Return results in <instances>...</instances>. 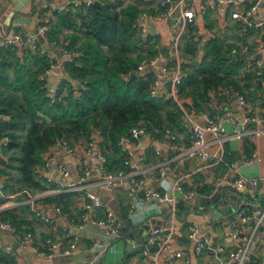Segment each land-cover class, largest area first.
Returning a JSON list of instances; mask_svg holds the SVG:
<instances>
[{"label":"built area","instance_id":"2783aa9c","mask_svg":"<svg viewBox=\"0 0 264 264\" xmlns=\"http://www.w3.org/2000/svg\"><path fill=\"white\" fill-rule=\"evenodd\" d=\"M95 1L99 0H62L61 4L54 7V13H61L74 9L79 6H91ZM100 2V1H99ZM245 0H208L204 1L197 8H193L185 4V0H159L160 9L155 12L141 11L138 20L135 22L136 34L141 43H148L151 38V31L147 28V19L157 20L164 17H171L173 22L170 30L169 51L170 56L160 60L157 56L149 59L141 60L134 69L135 74L141 76L144 80L148 79V74L154 76L150 85V95L157 97L162 91L161 85L167 81H171L177 88V84L182 80L184 72L181 68L179 56V44L185 28L195 23L196 16H200L208 9L221 7L229 12L231 18L237 19L243 23L246 28H254L259 30L260 40L254 47L260 56L253 62L254 69L261 73L264 68V0H252L248 7H244ZM46 6V5H45ZM261 10L260 17H253L257 9ZM51 23L49 21L37 25L35 33H25L17 31L13 28L1 29L0 48L11 47L19 53L29 50H43L40 43V36L46 37ZM63 53L58 59L55 67L62 69L64 62L72 60L74 53L61 47ZM230 54L244 55L249 52V47H232ZM53 66V65H52ZM54 67V66H53ZM48 72V71H47ZM46 72V73H47ZM171 72L169 78L167 74ZM53 85L56 86L60 80ZM84 88V86H83ZM233 94L236 101V107H231L229 102L230 95ZM218 101L220 108L214 103ZM254 103L241 92L230 91H212L206 109L200 111V123L195 121L188 114L184 115L186 121V129L191 136L189 143L182 147H175L173 143L176 140V134L168 127H153L147 129L142 122L130 127L126 133L119 136L118 145L121 151L126 154L127 159L124 161V167L117 171L107 170L105 163L106 158L99 145L100 135L94 132L88 141L84 142L82 150L75 147L67 139L58 140L43 156V163L37 168V176L44 180L45 185L51 187L41 191L31 192L24 190L26 197L20 202L28 206V209L43 223H51L52 219L43 214L38 203H43L46 196L51 193H83L85 201L83 208L85 212L80 215H70L61 209L59 204H54L53 208L68 223L75 226V230H81L85 226L88 215L95 209H102L103 215L92 222L101 229L105 239L93 244L88 252L90 253L87 261L81 264H99L102 253L111 246V241L119 237V224L116 222L113 209L106 205L102 197L94 189H102L111 192L126 184L128 189L135 195V200L131 204L127 217L131 220L140 219L138 213V203H145L144 200L154 199V206L157 213L162 212V205L169 204V211L172 216L177 215L179 196L183 199H190L199 194L197 188H185L191 174H181L169 185L166 182V163L159 160L154 164H144L138 159H134V153L141 146L140 139L148 137L149 139H158L156 136H165L171 142V148L177 151L172 157L175 159L196 158L204 164L220 165L223 170L215 176L216 185L213 187L210 195L225 192L217 201L218 207L224 206L225 200L233 198L235 200V208L227 217L226 226L228 234L232 241V247L227 257H222L223 248L213 246L210 237L202 232L201 224L198 219L187 218L184 220L188 229V234L192 242V251L200 254L204 251H210L217 260L216 264H251L253 261L252 248L255 242L264 238V202L258 211H253L247 204L240 202L235 197V191L238 188L256 187L258 184L264 185V171L257 176L240 175L235 164L225 158L226 143L231 139L250 138L255 139L264 136V115L255 112ZM218 108V110H217ZM8 119V115H0ZM225 121L229 122L231 127L225 125ZM160 136V137H161ZM9 143L8 137L0 139V147H5ZM154 155H160V149L154 145H148ZM55 150H60L70 157L76 164L75 173L72 176L71 169L64 163H58ZM94 155L98 165L96 167L97 177L92 180L93 169L90 166L88 157ZM251 158L245 159V163L251 162ZM55 166L56 176L51 177L48 174L51 166ZM156 171L159 180V188L152 187L147 178L148 174ZM0 194H2L0 186ZM235 197V198H234ZM264 201V193H263ZM149 208V207H147ZM8 208L0 206V229L10 233L15 239V243L19 249H31L37 256L42 258H52L56 254L70 256L76 249L78 234L73 233L71 240L66 246L51 237L44 240V248L31 245V233L29 231H20L16 225L4 214ZM223 219V220H224ZM174 225L164 228H153L151 233L144 242L129 241L127 250L134 251L141 249L145 254L150 255L154 250V254L162 251H169L173 240ZM5 252L13 253L11 248H6ZM181 251H171L168 253L167 259H178L182 257ZM264 264V263H262Z\"/></svg>","mask_w":264,"mask_h":264},{"label":"trees","instance_id":"16d2710c","mask_svg":"<svg viewBox=\"0 0 264 264\" xmlns=\"http://www.w3.org/2000/svg\"><path fill=\"white\" fill-rule=\"evenodd\" d=\"M99 1V6H79L58 13L50 25L46 43L53 48L60 45L75 54L72 60L64 62L65 76L56 86L46 79V72L52 68L50 50L42 47L34 53H19L11 47L0 48V115L9 116H0V139L9 138L3 149L12 150L10 160H17V165L11 168L17 176L9 174L6 168L0 173L7 174L6 182L16 177V191L46 188L36 174L37 168L43 163L44 154L62 138L70 143L86 142L98 132L105 166L109 171H117L127 159L118 139L130 127L142 122L149 130L183 128V111L176 101L163 93L157 97L150 95L152 73L144 80L134 72L141 60L156 55L152 47L142 52L147 43H141L136 34L134 24L143 10L132 4H118L117 8L114 2L121 0ZM184 48L195 52L190 41L185 42ZM227 49L218 40H212L205 46L200 61L190 69L181 66L184 75L177 84V97L190 96L191 106L201 111L212 91L245 94L264 68L258 73L252 62L231 55ZM6 182L1 187L3 193L9 188ZM64 196L48 195L44 200L55 201L67 211ZM5 198L0 195V205ZM4 215L18 228L20 222L12 213L6 211Z\"/></svg>","mask_w":264,"mask_h":264},{"label":"crops","instance_id":"0c3cea01","mask_svg":"<svg viewBox=\"0 0 264 264\" xmlns=\"http://www.w3.org/2000/svg\"><path fill=\"white\" fill-rule=\"evenodd\" d=\"M204 1L208 0H185V4L198 8ZM61 2L62 0H0V34L5 28H13L25 33H35L38 24L46 21L53 24L57 19L54 7L60 5ZM251 2L252 0H245L244 7H248ZM114 4L117 8L119 5L132 4L139 10L142 9L147 12H155L160 9L159 0H121L120 3L115 1ZM260 16L261 10L258 8L253 17ZM145 21L152 35L150 41L143 45L142 52H145L148 47H152L160 60L169 57L170 51L168 45L170 42L171 24L173 22L172 18L164 17L157 20L147 19ZM64 32H67V30L64 29ZM259 33L257 29L244 27L241 21L231 18L229 12H226L221 7L208 9L200 16H196L195 23L187 26L182 34L179 44L181 66L188 68L190 63L200 61L205 46L215 39L221 44H225L224 47L228 48V53H230L229 51L232 47H249L247 54L235 56L243 57L247 62H253L260 56L254 51V47L260 40ZM186 41L192 42L193 46H195V52L190 53V51H185L184 44ZM54 48L59 49L61 47L59 45ZM48 56L52 60L54 57L52 50L49 51ZM261 57L264 58V53H262ZM63 76L65 74L62 69L52 66L47 72L46 79L50 85H54ZM171 76L172 74L169 72L167 77L170 78ZM251 83L249 90L244 91V93L254 103L255 112L264 115V71H262L260 77L253 79ZM160 89H162L165 95L172 97L183 111V128L181 130H174L176 140L173 142L175 147H182L191 140V136L186 129L187 120L185 117L188 114L200 123V111L195 110L191 106L192 98L190 96L177 97V88L171 81L162 84ZM226 92L228 91L224 90V93ZM229 102L231 107H236L237 104L233 94L230 95ZM214 103L220 108L218 101L214 100ZM206 108L204 106V110ZM224 123L228 128L231 127L229 122L225 121ZM150 142L160 149L159 156L154 155L149 149L148 145ZM140 143L141 146L134 153V159H138L144 164H154L159 160H163L166 163V182L169 185L179 175L191 174L185 188H197L199 194L190 199H183L179 196L177 215L175 216L170 214L168 203H164L162 205V212L157 213L155 209L152 210V207H155L153 205L154 199L144 200L145 203H138L140 219L135 221L127 217V212L135 200V195L131 193L126 184L111 192L94 189L102 197L106 205L113 209L116 222L119 224V237L114 238L111 241V246L102 253L99 264H216L217 260L210 251H204L200 254H195L192 251V242L184 222L185 219L191 217L198 219L202 232L210 237L213 246L223 248L221 255L226 258L232 247V241L230 240L226 220L224 219L225 214H221L218 217L214 215L213 210L218 212L222 207L217 208V202L206 204L209 191L211 192L216 185L215 176L221 173L223 167L220 165L208 166L196 158L173 160L172 157H174L177 150L171 148V142L165 136L152 140L148 137H142ZM72 144L80 150L84 147V142L81 140L72 141ZM225 147V158L235 164L240 175L257 176L264 171V136L255 139L246 137L243 139H231L226 143ZM11 152L12 150H7L4 153V149L0 147V170L6 168L10 171L11 166H14L12 161L15 160H10L9 156ZM55 155L58 163L68 165L72 176L76 175V164L70 157L60 152V150H55ZM248 158L252 159L251 162L245 163V159ZM88 161L93 169L91 179L94 180L97 177L96 167L98 162L94 155H90ZM3 162L8 163V167ZM11 174L17 176V173ZM46 174L51 177L56 176L55 166L52 165ZM157 176V172L153 171L148 174L147 178L152 187L159 188ZM6 177L7 174L0 173L1 187L6 182ZM6 183L9 184V188L6 192L0 194L6 197L5 202L0 206L8 208V212L12 213L14 218L20 222L18 225L20 231H29L31 233V245L44 248L45 238L51 237L58 240L62 246H66L71 240L73 233L78 234V239L76 249L72 255L63 256L56 254L52 258H42L29 248L19 249L13 236L0 229V264H81L87 261L90 256L88 249L98 241L105 239L101 229L92 222V219H97L103 215L102 209L93 210L88 215L85 226L81 230H75V226L68 224L53 208V205L57 202L43 200V203H38V205L43 214L52 219L51 223H43L29 211L27 205L20 203L26 197V194L24 193L25 189L16 191L19 186L16 177H13L12 180H8ZM48 187H51V185H46V188ZM263 193L264 185L258 184L253 188L243 187L236 189L235 197L237 196L240 202L247 204L253 211H258L264 202L260 201L261 198L263 199ZM58 194L54 192L50 196ZM64 195L62 200L65 202L64 206L67 207V211H64L60 205L64 212L76 216L85 212L83 208L85 201L83 193H64ZM229 200H232L235 204V200L230 198L225 200V207H232ZM171 224L174 225V234L169 251H162L156 255L153 250L152 254L147 255L141 249L134 251L127 250L129 241L144 242L153 228L169 227ZM6 248H11L13 253H6ZM171 251H181L183 255L178 259H167L168 253ZM252 256L253 261L251 264L264 263V238L254 243Z\"/></svg>","mask_w":264,"mask_h":264},{"label":"water","instance_id":"95a60500","mask_svg":"<svg viewBox=\"0 0 264 264\" xmlns=\"http://www.w3.org/2000/svg\"><path fill=\"white\" fill-rule=\"evenodd\" d=\"M94 5L99 6V5H100V2H99V1H95V2H94ZM40 43L42 44V46H43L46 50H52V51H53V53H54V57L52 58V65H53V66H56L58 59L61 57V55H62V53H63V50H62L61 48H59V49H55V48H53L52 46L48 45V44L46 43L45 38L42 37V36H40ZM164 52H165V50H164ZM224 193H225V192L218 193V194H216V195H210V196L208 197L207 201H206V204H209V203H211V202L216 203L217 201L220 200V196L222 197ZM260 201H263V199L261 198ZM229 202L232 204V207H225V205H224V206H222V207L220 208V210H219L218 212L215 211V210H213L214 215H215L216 217H218V216H220L221 214H225V216H227L228 214H230V213L232 212V210L235 208V207H234L235 204H234V202H233L232 200H229Z\"/></svg>","mask_w":264,"mask_h":264},{"label":"rangeland","instance_id":"374dc122","mask_svg":"<svg viewBox=\"0 0 264 264\" xmlns=\"http://www.w3.org/2000/svg\"><path fill=\"white\" fill-rule=\"evenodd\" d=\"M120 10V9H119ZM225 45V44H224ZM154 56H156V55H154ZM194 62H192V63H190L189 65H188V68L190 69V67H191V65L193 64ZM11 68L8 70V72L11 74ZM21 138H24V134H21V136H20ZM73 142H76L75 140H73ZM5 152H7V150H4V153ZM15 152H16V154H18L19 152H20V150H15ZM10 156V155H9ZM2 162V161H1ZM13 163H14V165H17V160H15V161H12ZM6 162H3V164H5ZM9 173H16L15 172V169L13 170L12 168H11V170L9 171Z\"/></svg>","mask_w":264,"mask_h":264}]
</instances>
